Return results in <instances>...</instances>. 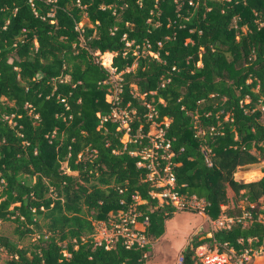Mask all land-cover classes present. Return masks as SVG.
<instances>
[{"label":"trees","instance_id":"1","mask_svg":"<svg viewBox=\"0 0 264 264\" xmlns=\"http://www.w3.org/2000/svg\"><path fill=\"white\" fill-rule=\"evenodd\" d=\"M81 17L90 26L77 28ZM105 52L130 136L148 130L152 108L175 191L202 198L211 220L230 195L254 217L250 205L264 202V169L233 176L264 161V0H0V222L15 223L17 240L36 233L28 247L0 236L4 264H144L149 245H96L93 223L136 195L141 232L155 240L174 212L129 153L145 140L122 143L109 117ZM239 216L192 235L181 264H200L201 244L261 247L264 264V223Z\"/></svg>","mask_w":264,"mask_h":264},{"label":"built area","instance_id":"2","mask_svg":"<svg viewBox=\"0 0 264 264\" xmlns=\"http://www.w3.org/2000/svg\"><path fill=\"white\" fill-rule=\"evenodd\" d=\"M31 2V0H28ZM78 28V27H77ZM138 51L134 48L133 53ZM149 55L156 57L155 53L148 52ZM111 61V60H110ZM107 69V68H106ZM109 73L110 82H112L111 87L113 90L109 92L108 99H105L110 103V115L112 120L118 121V127L124 130L122 135H125L126 139L122 143L137 141L141 143V139L145 140V144L139 149L130 151L131 155L138 157L136 161L137 167H142L146 170L145 180L149 182L151 190L148 192L151 197H155L158 204H166L173 208V211H190L195 212L200 215H205L206 218L214 223L216 228H226L232 222L231 216H218L215 220H211L206 215L207 203L194 194L184 195L180 194L174 189V178L170 170V165L168 158L171 155L169 151L168 141L163 137V131L161 128L157 127L152 120L153 111L149 104H145L148 111L145 114L147 120L150 121L148 130L146 132L140 131V126L135 131V134L130 136V127L128 121L131 116L128 113L127 123L119 117L117 113L121 110L118 106V96L119 87L116 85V81L119 80V73H116L114 69L110 66L107 69ZM105 95V96H106ZM142 97V95H139ZM130 113H133L131 110ZM103 120L105 117L102 118ZM132 203L129 204L126 210H117L114 214L110 215L105 221H95L94 223L99 224V229L97 230V236L93 237V242L96 245H103L104 248L111 247L116 241L120 240L125 247L137 246L143 247L149 245V240L141 232V228L146 224V219L137 222L136 217L140 215V212L136 209L135 205L140 202L136 195L132 197ZM259 202H263L259 200ZM264 204V202H263ZM251 207L253 205H250ZM243 225L250 223L251 221H257L264 223L258 217L256 212L255 217L252 216L251 212L248 211L245 214L237 218ZM93 223V231H94ZM96 235V234H95ZM93 236V235H92ZM259 253V254H256ZM194 254L196 257V262L200 264H256L254 258L256 255L262 258L261 247L259 250L243 248L239 251L234 250L225 244L221 245V250L210 249L205 244L198 245ZM182 258L179 257L178 262H181ZM262 262V259H261ZM257 263V264H261Z\"/></svg>","mask_w":264,"mask_h":264},{"label":"rangeland","instance_id":"3","mask_svg":"<svg viewBox=\"0 0 264 264\" xmlns=\"http://www.w3.org/2000/svg\"><path fill=\"white\" fill-rule=\"evenodd\" d=\"M90 26L89 22L85 17H81L80 21L77 24V27ZM129 45V43H126ZM134 51V49H133ZM112 53H102L98 55L100 64L109 69L110 60ZM134 64L131 65L128 69H133ZM113 90V88H111ZM105 99H108V95L105 96ZM119 119L126 121L128 119V113L126 110H121L120 113H117ZM126 139L125 135H122L120 140L124 142ZM64 164H62V167ZM264 161H260L257 164L253 165H244L236 169L233 174L234 178L237 180L251 181L258 179L263 174ZM157 201V200H156ZM158 203V201H157ZM252 207L257 209L258 217L261 220H264V204L263 202H258L256 205L252 204ZM242 203L239 198H236L230 195L229 201L225 205H221L220 216L230 215L238 216L243 215L248 211L241 210ZM240 212V213H239ZM239 216V217H240ZM247 224V223H246ZM99 224L94 223V231L92 233L93 237L97 236V230L99 229ZM166 232L158 240H149V250L146 255L149 257L148 263L150 264H181L178 262L179 257H181L180 252L187 245L189 239L194 234H203L209 235L211 231L216 229L214 223L209 221L205 215H200L195 212L190 211H174L172 216L166 221ZM15 223L12 221H2L0 222V236L9 238L18 243V246H30L34 239L36 238V233L32 235L25 234L21 240H17L14 233ZM96 234V235H95ZM259 254V253H256ZM6 254L3 250H0V264H4ZM261 257L256 255L254 262L260 263Z\"/></svg>","mask_w":264,"mask_h":264},{"label":"crops","instance_id":"4","mask_svg":"<svg viewBox=\"0 0 264 264\" xmlns=\"http://www.w3.org/2000/svg\"><path fill=\"white\" fill-rule=\"evenodd\" d=\"M262 175H263V174H262ZM262 175H261V176H262ZM261 176H260V177H261ZM260 177H259V178H260ZM166 221H167V219L164 220V232H163V234H162L160 237H162V236L164 235V233L166 232V230H165V229H166V225H165V224H166ZM160 237H158V238L155 239V240H158ZM147 253H149V252H147ZM148 259H149V257H146V260H145V263H144V264H150V263H148V261H149Z\"/></svg>","mask_w":264,"mask_h":264}]
</instances>
